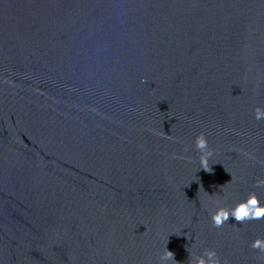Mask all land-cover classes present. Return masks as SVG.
Instances as JSON below:
<instances>
[{
    "label": "water",
    "instance_id": "water-1",
    "mask_svg": "<svg viewBox=\"0 0 264 264\" xmlns=\"http://www.w3.org/2000/svg\"><path fill=\"white\" fill-rule=\"evenodd\" d=\"M257 108L264 0H0V264H264Z\"/></svg>",
    "mask_w": 264,
    "mask_h": 264
},
{
    "label": "clouds",
    "instance_id": "clouds-1",
    "mask_svg": "<svg viewBox=\"0 0 264 264\" xmlns=\"http://www.w3.org/2000/svg\"><path fill=\"white\" fill-rule=\"evenodd\" d=\"M255 119L257 121L264 120V108L255 110ZM196 150L200 153V169L206 172L210 171L209 161L212 159L213 152L210 150L206 137L201 134L196 139ZM257 186H264V180L257 181ZM235 220L237 223H242L246 220L264 219V205H261L255 194H252L248 199L238 204L234 209L228 210L220 208L213 216L212 222L215 227H222L229 219ZM251 247L264 251V240H255ZM176 264L174 253L167 249L159 258V264ZM190 264H220V259L214 250H205L202 254H190Z\"/></svg>",
    "mask_w": 264,
    "mask_h": 264
}]
</instances>
